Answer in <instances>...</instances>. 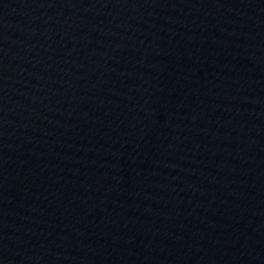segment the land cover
I'll use <instances>...</instances> for the list:
<instances>
[{
    "label": "water",
    "instance_id": "95a60500",
    "mask_svg": "<svg viewBox=\"0 0 264 264\" xmlns=\"http://www.w3.org/2000/svg\"><path fill=\"white\" fill-rule=\"evenodd\" d=\"M0 264H264V0H0Z\"/></svg>",
    "mask_w": 264,
    "mask_h": 264
}]
</instances>
